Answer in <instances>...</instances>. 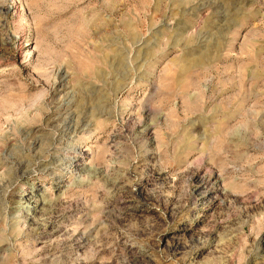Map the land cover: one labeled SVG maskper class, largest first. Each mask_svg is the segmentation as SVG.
I'll use <instances>...</instances> for the list:
<instances>
[{
    "label": "rangeland",
    "instance_id": "rangeland-1",
    "mask_svg": "<svg viewBox=\"0 0 264 264\" xmlns=\"http://www.w3.org/2000/svg\"><path fill=\"white\" fill-rule=\"evenodd\" d=\"M0 264H264V0H0Z\"/></svg>",
    "mask_w": 264,
    "mask_h": 264
},
{
    "label": "bare ground",
    "instance_id": "bare-ground-1",
    "mask_svg": "<svg viewBox=\"0 0 264 264\" xmlns=\"http://www.w3.org/2000/svg\"><path fill=\"white\" fill-rule=\"evenodd\" d=\"M176 81V80H175ZM178 81V80H177Z\"/></svg>",
    "mask_w": 264,
    "mask_h": 264
}]
</instances>
